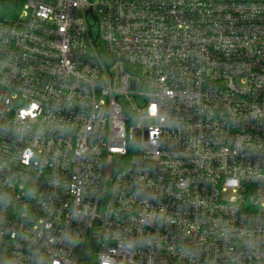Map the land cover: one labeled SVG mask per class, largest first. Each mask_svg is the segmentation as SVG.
Wrapping results in <instances>:
<instances>
[{
	"label": "built area",
	"instance_id": "obj_1",
	"mask_svg": "<svg viewBox=\"0 0 264 264\" xmlns=\"http://www.w3.org/2000/svg\"><path fill=\"white\" fill-rule=\"evenodd\" d=\"M5 1L0 264H264V0Z\"/></svg>",
	"mask_w": 264,
	"mask_h": 264
},
{
	"label": "trees",
	"instance_id": "obj_2",
	"mask_svg": "<svg viewBox=\"0 0 264 264\" xmlns=\"http://www.w3.org/2000/svg\"><path fill=\"white\" fill-rule=\"evenodd\" d=\"M18 3H20V0H6L5 15L12 16L14 14V9H16L18 6Z\"/></svg>",
	"mask_w": 264,
	"mask_h": 264
},
{
	"label": "rangeland",
	"instance_id": "obj_3",
	"mask_svg": "<svg viewBox=\"0 0 264 264\" xmlns=\"http://www.w3.org/2000/svg\"><path fill=\"white\" fill-rule=\"evenodd\" d=\"M257 1H262V0H257ZM24 106V103L22 102L21 98L16 99V100H12L11 101V107L18 109Z\"/></svg>",
	"mask_w": 264,
	"mask_h": 264
},
{
	"label": "water",
	"instance_id": "obj_4",
	"mask_svg": "<svg viewBox=\"0 0 264 264\" xmlns=\"http://www.w3.org/2000/svg\"><path fill=\"white\" fill-rule=\"evenodd\" d=\"M88 14H91V15L93 16V20H94L95 22L98 21V18H97L96 16L93 15L92 10H89Z\"/></svg>",
	"mask_w": 264,
	"mask_h": 264
}]
</instances>
